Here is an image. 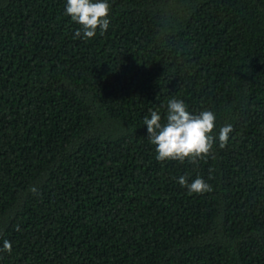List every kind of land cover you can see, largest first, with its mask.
<instances>
[{"label": "trees", "instance_id": "1", "mask_svg": "<svg viewBox=\"0 0 264 264\" xmlns=\"http://www.w3.org/2000/svg\"><path fill=\"white\" fill-rule=\"evenodd\" d=\"M108 2L84 39L66 0H0V264H264V0ZM173 97L216 115L197 163L147 136Z\"/></svg>", "mask_w": 264, "mask_h": 264}, {"label": "clouds", "instance_id": "2", "mask_svg": "<svg viewBox=\"0 0 264 264\" xmlns=\"http://www.w3.org/2000/svg\"><path fill=\"white\" fill-rule=\"evenodd\" d=\"M110 11L108 0H66L65 14L81 25V28L75 31L74 38L91 39L96 35L97 29L101 34L107 31ZM166 108V115L163 117L158 110H150V118L145 116L143 119L144 125L147 126V136L156 146L157 159L180 162L187 159L197 163L198 160L209 156L217 140L212 134L216 126L215 113L205 109L194 114L188 110L184 100L175 97L168 100ZM232 131L231 124L220 128V148L227 145ZM178 182L181 187H186L189 193L211 191V185L200 176L189 183L187 176L182 175ZM31 190L36 191L35 188ZM0 251L10 253L12 243L5 239Z\"/></svg>", "mask_w": 264, "mask_h": 264}]
</instances>
